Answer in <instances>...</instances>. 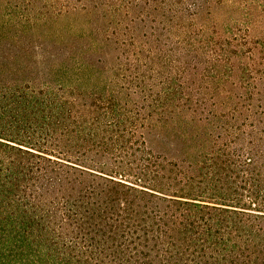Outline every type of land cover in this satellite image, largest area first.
I'll list each match as a JSON object with an SVG mask.
<instances>
[{
    "label": "trees",
    "instance_id": "trees-1",
    "mask_svg": "<svg viewBox=\"0 0 264 264\" xmlns=\"http://www.w3.org/2000/svg\"><path fill=\"white\" fill-rule=\"evenodd\" d=\"M185 3L0 0V264H264V0Z\"/></svg>",
    "mask_w": 264,
    "mask_h": 264
},
{
    "label": "rangeland",
    "instance_id": "rangeland-1",
    "mask_svg": "<svg viewBox=\"0 0 264 264\" xmlns=\"http://www.w3.org/2000/svg\"><path fill=\"white\" fill-rule=\"evenodd\" d=\"M185 2H186L185 4L187 5L188 3H190V0H185ZM143 3H144V2H143ZM130 8L132 9L131 12H130V16L133 17V7L130 6ZM136 10H137V9H136ZM138 10H139V11H141V10H142V11H145V10H143L141 7L138 8ZM155 15L160 17V15H161V11H159V12L155 11ZM123 16H124V15H123ZM128 21H130V20H128Z\"/></svg>",
    "mask_w": 264,
    "mask_h": 264
}]
</instances>
